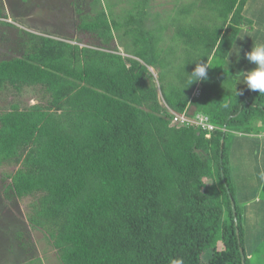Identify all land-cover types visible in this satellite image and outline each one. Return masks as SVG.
I'll return each instance as SVG.
<instances>
[{
  "label": "trees",
  "instance_id": "1",
  "mask_svg": "<svg viewBox=\"0 0 264 264\" xmlns=\"http://www.w3.org/2000/svg\"><path fill=\"white\" fill-rule=\"evenodd\" d=\"M152 1L71 0L74 38L23 31L21 54L0 60V90L46 97L0 113V168L17 167L1 203L31 199L27 223L59 264H242L240 251L249 264L229 151L264 126V88H234L224 65L248 0H194L165 21ZM15 241L38 261L27 232Z\"/></svg>",
  "mask_w": 264,
  "mask_h": 264
},
{
  "label": "rangeland",
  "instance_id": "2",
  "mask_svg": "<svg viewBox=\"0 0 264 264\" xmlns=\"http://www.w3.org/2000/svg\"><path fill=\"white\" fill-rule=\"evenodd\" d=\"M118 1L115 8L120 12L129 8L131 0ZM194 0H153L151 3L152 15L158 14L161 20L181 6H187ZM71 0H0V8L6 15L5 21L11 26L0 25V60L18 57L21 54V43L25 40L23 31L35 34L49 33L53 37L74 38L72 27ZM247 23L244 24L237 35L233 46L224 62L225 69L233 76L234 88L257 87L264 88V0H248L246 6ZM22 31V32H21ZM171 30L167 31L170 38ZM167 38V39H168ZM122 52V50L120 49ZM156 84V73L149 69ZM199 89V87H197ZM45 95L38 87L24 88L20 93H15L10 88L0 90V113L10 109L13 104L20 108L37 103H44ZM262 129V126H259ZM243 154L237 145L229 151L231 169H243L244 160H248L246 169H253V156L249 149ZM243 156L246 159H243ZM16 166H3L0 168V178L4 173H11ZM235 186L239 178H234ZM237 183V187H238ZM256 191L253 180L249 182V192ZM264 191V189H263ZM248 198L250 195H246ZM245 196V197H246ZM236 202L240 196L235 194ZM31 199L25 198L10 205H3L0 200V264H29L25 254L17 247L15 234L18 231L28 233L38 261L33 264H59L54 249L50 246L42 232L32 229L26 220L28 206ZM253 236H262L258 241L250 242L249 264H264V221L251 226ZM258 230V232H257ZM209 255V254H207Z\"/></svg>",
  "mask_w": 264,
  "mask_h": 264
},
{
  "label": "crops",
  "instance_id": "3",
  "mask_svg": "<svg viewBox=\"0 0 264 264\" xmlns=\"http://www.w3.org/2000/svg\"><path fill=\"white\" fill-rule=\"evenodd\" d=\"M237 145L239 150L245 154L244 150L249 149L253 156V169H246L245 163H249L248 160L242 161L244 164L243 169L236 171L232 169L234 178H239L235 184L237 195L240 196V202L245 204L243 208L244 212V224L246 241L250 244L251 241L256 242L262 236H253L251 233V226L257 225L261 220L264 221V126L260 129L259 134H255L251 137H240L238 135L233 143ZM243 159H246L243 156ZM249 165V164H248ZM253 180L255 183V190L249 192V182ZM246 195H250L248 198ZM246 196V197H245ZM258 232V230H257Z\"/></svg>",
  "mask_w": 264,
  "mask_h": 264
},
{
  "label": "built area",
  "instance_id": "4",
  "mask_svg": "<svg viewBox=\"0 0 264 264\" xmlns=\"http://www.w3.org/2000/svg\"><path fill=\"white\" fill-rule=\"evenodd\" d=\"M200 94V90L199 89H195L194 93H193V97L194 98H197ZM170 115L172 116V119H171V125H174V126H187L189 124H194L196 125L197 127H199L200 129L210 133L212 132L215 127L213 125H211L209 122H208V118L203 116V115H196L194 116L193 118H189L187 116H184V115H175L173 113H170Z\"/></svg>",
  "mask_w": 264,
  "mask_h": 264
},
{
  "label": "water",
  "instance_id": "5",
  "mask_svg": "<svg viewBox=\"0 0 264 264\" xmlns=\"http://www.w3.org/2000/svg\"><path fill=\"white\" fill-rule=\"evenodd\" d=\"M223 132H225V128H223ZM223 137L221 138V147H222V145H223ZM221 155H222V150H220V159H221ZM223 183H224V185H225V188H226V191H227V193L229 194V190H228V187H227V185H226V182L223 180ZM229 200H230V206H231V211H232V215H233V220H234V225L235 226H237V220H236V213H235V205H234V202H233V200H232V198H231V196L229 195ZM236 234H238V231H237V229H236ZM240 254H241V261H242V264H244V257H243V255H242V252L240 251Z\"/></svg>",
  "mask_w": 264,
  "mask_h": 264
}]
</instances>
